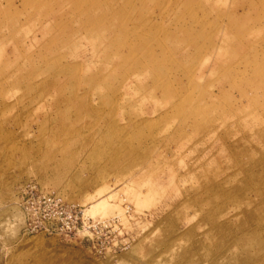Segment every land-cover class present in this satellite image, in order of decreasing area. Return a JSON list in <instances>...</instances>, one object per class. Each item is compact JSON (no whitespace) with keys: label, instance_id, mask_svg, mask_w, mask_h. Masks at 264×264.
Here are the masks:
<instances>
[{"label":"rangeland","instance_id":"1","mask_svg":"<svg viewBox=\"0 0 264 264\" xmlns=\"http://www.w3.org/2000/svg\"><path fill=\"white\" fill-rule=\"evenodd\" d=\"M0 264H264V0H0Z\"/></svg>","mask_w":264,"mask_h":264},{"label":"built area","instance_id":"2","mask_svg":"<svg viewBox=\"0 0 264 264\" xmlns=\"http://www.w3.org/2000/svg\"><path fill=\"white\" fill-rule=\"evenodd\" d=\"M31 217H34V216L31 215ZM27 227H28V232L30 234H34V233L37 234L39 232L47 231L45 223L41 221H36V222L32 221L31 224L28 223Z\"/></svg>","mask_w":264,"mask_h":264},{"label":"bare ground","instance_id":"3","mask_svg":"<svg viewBox=\"0 0 264 264\" xmlns=\"http://www.w3.org/2000/svg\"><path fill=\"white\" fill-rule=\"evenodd\" d=\"M40 242H41L40 239H36V240H34V241H31V242L29 243V245H31V244L38 245Z\"/></svg>","mask_w":264,"mask_h":264}]
</instances>
